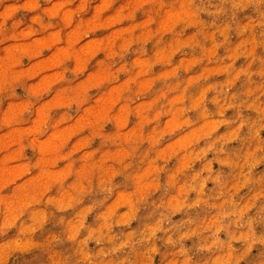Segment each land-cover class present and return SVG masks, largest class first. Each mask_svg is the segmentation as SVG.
Returning <instances> with one entry per match:
<instances>
[{"label":"rangeland","instance_id":"rangeland-1","mask_svg":"<svg viewBox=\"0 0 264 264\" xmlns=\"http://www.w3.org/2000/svg\"><path fill=\"white\" fill-rule=\"evenodd\" d=\"M0 264H264V0H0Z\"/></svg>","mask_w":264,"mask_h":264}]
</instances>
